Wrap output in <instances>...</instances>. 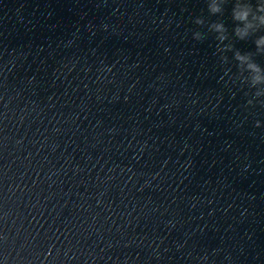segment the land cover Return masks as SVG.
Wrapping results in <instances>:
<instances>
[{
    "label": "water",
    "instance_id": "95a60500",
    "mask_svg": "<svg viewBox=\"0 0 264 264\" xmlns=\"http://www.w3.org/2000/svg\"><path fill=\"white\" fill-rule=\"evenodd\" d=\"M231 8L0 0V264H264V106L208 31Z\"/></svg>",
    "mask_w": 264,
    "mask_h": 264
},
{
    "label": "clouds",
    "instance_id": "9594fccd",
    "mask_svg": "<svg viewBox=\"0 0 264 264\" xmlns=\"http://www.w3.org/2000/svg\"><path fill=\"white\" fill-rule=\"evenodd\" d=\"M232 3L231 18L234 23L231 34L223 20H217L208 24V31L215 33V39L218 42L216 50L218 53L233 52V59L237 62L236 66L239 72V78L242 84L247 85L250 90L248 105L264 106V68L254 60L255 55H264V35L258 36L254 41L255 52H244L235 49L230 35L236 40L246 41L258 31L264 29V0H256L253 5L252 0H206L207 10L210 15L223 16L225 6ZM194 23L203 26L205 20L197 17ZM193 39L202 41L205 34L200 31L193 33ZM228 41L227 43H225ZM226 55L221 56L222 62H227ZM247 73V75H244ZM259 127V122H257Z\"/></svg>",
    "mask_w": 264,
    "mask_h": 264
}]
</instances>
